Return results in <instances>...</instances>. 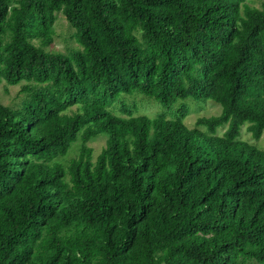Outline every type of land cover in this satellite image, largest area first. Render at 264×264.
I'll use <instances>...</instances> for the list:
<instances>
[{
    "label": "trees",
    "instance_id": "trees-1",
    "mask_svg": "<svg viewBox=\"0 0 264 264\" xmlns=\"http://www.w3.org/2000/svg\"><path fill=\"white\" fill-rule=\"evenodd\" d=\"M252 1L0 0V82L22 96L0 101V264H264V151L239 140L264 132ZM57 13L67 54L46 50ZM189 98L220 113L189 129Z\"/></svg>",
    "mask_w": 264,
    "mask_h": 264
},
{
    "label": "rangeland",
    "instance_id": "rangeland-1",
    "mask_svg": "<svg viewBox=\"0 0 264 264\" xmlns=\"http://www.w3.org/2000/svg\"><path fill=\"white\" fill-rule=\"evenodd\" d=\"M252 6L260 7L259 0H253L250 2ZM74 30L68 25L65 18L62 14L57 13L53 23V35H52V45L47 47L46 50L50 52H60L67 54L69 49L75 48L77 45L73 39ZM37 43V41L35 42ZM128 97V96H124ZM20 86H8L5 82H0V101L11 108H16L21 102ZM133 98V99H132ZM135 102L136 108L139 109V113L149 115L150 117H155L156 115H163L167 113V109L163 108L161 105L156 103L154 100L146 98L139 94H134L131 97H128L127 103L131 105L132 102ZM184 102L188 106V115L184 119V124L192 129L194 123L199 117H209L217 116L220 113V106L212 101H206L204 103L196 102L192 99H186ZM182 102H178L179 105ZM129 105V106H130ZM119 108L116 107L115 111L118 113ZM167 110V111H166ZM138 114V113H137ZM246 126H242L240 130L239 140L244 141L259 150L264 151V132L259 140H255L251 135L246 131ZM226 127H220L217 129V136H222ZM106 136L101 135L90 141L89 146L93 149L94 157L98 156L101 149L105 146ZM80 142H77L71 149L69 155L65 158L68 160L74 157L77 154Z\"/></svg>",
    "mask_w": 264,
    "mask_h": 264
}]
</instances>
